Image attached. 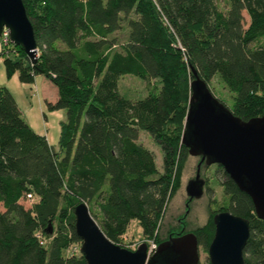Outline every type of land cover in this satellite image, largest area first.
Masks as SVG:
<instances>
[{"label":"trees","instance_id":"16d2710c","mask_svg":"<svg viewBox=\"0 0 264 264\" xmlns=\"http://www.w3.org/2000/svg\"><path fill=\"white\" fill-rule=\"evenodd\" d=\"M21 1L35 63L13 46L32 76L41 74L55 87L56 99L45 107L63 110L65 119L55 151L0 89V264H85L80 254L68 253L80 245L73 228L79 203L113 244L133 219L143 238L156 241L188 156L180 137L190 69L211 94L209 82L218 77L233 93L228 110L235 117L247 121L264 113V44L250 46L264 41V0ZM4 64L8 70L19 65ZM125 75L155 84L130 101L117 92ZM139 131L159 146L161 173L139 143ZM217 168L228 203L216 212L248 221L243 264H264V221ZM29 199L24 209L19 201ZM216 212L195 231L201 246L211 241Z\"/></svg>","mask_w":264,"mask_h":264},{"label":"water","instance_id":"95a60500","mask_svg":"<svg viewBox=\"0 0 264 264\" xmlns=\"http://www.w3.org/2000/svg\"><path fill=\"white\" fill-rule=\"evenodd\" d=\"M5 27L14 46L31 64L36 60L32 27L21 0H0V32ZM180 144L190 157H199L194 179L185 186L188 200L200 198L203 181L199 169L217 165L237 190L251 201L254 215L264 221V113L242 121L213 97L194 70ZM73 228L80 241L85 264H198L193 233L168 237L153 252L145 243L129 251L109 241L90 216L84 203L73 209ZM213 238L207 247L209 264H243V248L249 235L248 221L226 211L212 216ZM50 233V231H49Z\"/></svg>","mask_w":264,"mask_h":264},{"label":"rangeland","instance_id":"374dc122","mask_svg":"<svg viewBox=\"0 0 264 264\" xmlns=\"http://www.w3.org/2000/svg\"><path fill=\"white\" fill-rule=\"evenodd\" d=\"M222 6L223 4H220V8ZM243 22L245 28L248 23L246 15L243 16ZM118 36L120 37L121 34L119 33ZM262 44H264V41L259 40L250 46L255 47ZM11 49L13 53L7 56H0V89L7 90L11 95L21 114V118L28 125L29 129L37 135L44 136L49 146L58 151L57 143L60 125L65 119V112L63 110L48 111L45 107V102L53 103L55 101V87L41 74L32 76L28 68L30 65L29 61L22 58L13 45ZM6 59L19 65L12 70H8L4 64ZM18 61H21V63ZM22 74L28 75L26 80L20 78ZM154 84L155 82L153 83V81L146 83L134 76L125 75L117 80V92L124 99L137 101L142 99ZM209 88L215 99L219 100L227 109L231 108L233 93L225 87L218 77H214L209 82ZM138 141L153 154L155 167L158 173H161L162 162L159 146L147 133L142 131L138 133ZM198 160V158L187 156L181 172L179 186L169 200L159 220L156 241H164L167 238L168 232H173V234L179 231L182 233H194L206 224L211 211L216 212L228 203V199L223 194L219 183L223 178L217 165L200 167L199 178L204 184L202 195L197 199H187L184 189L187 182L194 179ZM31 202L30 199L20 200L19 204L24 209H27ZM1 211L3 209L0 204ZM91 211L97 215L95 207L92 206ZM156 241L153 238H143L137 221L133 219L129 221L123 235L119 238L118 246L133 251L139 244L145 243L147 248L150 249L157 246L158 243ZM78 248L79 244H74L68 249V253L77 255L79 254ZM198 256L199 264H209L206 246L198 247Z\"/></svg>","mask_w":264,"mask_h":264},{"label":"built area","instance_id":"2783aa9c","mask_svg":"<svg viewBox=\"0 0 264 264\" xmlns=\"http://www.w3.org/2000/svg\"><path fill=\"white\" fill-rule=\"evenodd\" d=\"M12 43L9 38V31L3 27L0 32V56H7L10 53H13V50L11 49ZM36 57H37V52H36ZM155 249L154 247H151L148 249L149 252L153 251Z\"/></svg>","mask_w":264,"mask_h":264},{"label":"flooded vegetation","instance_id":"af4514ba","mask_svg":"<svg viewBox=\"0 0 264 264\" xmlns=\"http://www.w3.org/2000/svg\"><path fill=\"white\" fill-rule=\"evenodd\" d=\"M198 159H199V157H198ZM198 162H199V160H198ZM201 166H203V165L201 164ZM203 185H204V184H203ZM216 213H217V212H216ZM180 234H184V233H182L181 231H179V232L174 233L173 235H168L167 238H168L169 236H170V237H175V236L180 235ZM193 234L195 235L196 240H197V252H198V247L201 246V245L198 244L197 234H196L195 232H194ZM213 234H214V229H213V233H212V238H213ZM167 238H166V239H167ZM212 238H211V239H212ZM166 239H165V240H166ZM209 243H210V242H209ZM208 245H209V244H208ZM208 245H207V247H208ZM135 249H136V248H135ZM135 249H134V250H135ZM198 257H199V256H198ZM208 263H209V262H208ZM198 264H199V260H198Z\"/></svg>","mask_w":264,"mask_h":264}]
</instances>
